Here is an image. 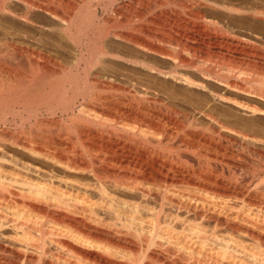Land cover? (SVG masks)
Listing matches in <instances>:
<instances>
[{
  "label": "bare ground",
  "instance_id": "obj_1",
  "mask_svg": "<svg viewBox=\"0 0 264 264\" xmlns=\"http://www.w3.org/2000/svg\"><path fill=\"white\" fill-rule=\"evenodd\" d=\"M119 1L0 0V264H264V135L208 106L264 114L242 98L264 79L195 61L165 0ZM229 2L264 24V0ZM255 31L232 40L264 59Z\"/></svg>",
  "mask_w": 264,
  "mask_h": 264
},
{
  "label": "rangeland",
  "instance_id": "obj_2",
  "mask_svg": "<svg viewBox=\"0 0 264 264\" xmlns=\"http://www.w3.org/2000/svg\"><path fill=\"white\" fill-rule=\"evenodd\" d=\"M160 2H162L163 0H159ZM212 1V2H211ZM215 1V2H214ZM225 1H226V3H225ZM229 1H232V0H189L188 2L190 3L189 5H188V2H187V0L185 1V0H165V3H166V5L168 6V9H170L173 13H181V14H183V15H185L186 17H188V18H190L192 21H193V23H194V27H193V29L194 30H197V33L200 35L199 36V39H200V41H201V39H202V42H208L207 44L205 43V45H208L207 47L205 46H203V49L204 50H202L200 53H198L197 55H198V57H195L196 55H189V56H191V57H189V58H193V57H195L194 58V60L196 59L197 60V62H201V63H207V65L208 66H213V67H215V68H217L218 70H220V72L222 73V74H229V75H234V74H236L237 72H238V70L240 69V70H243V71H248L249 73H251V75H252V77H254V78H263L264 79V59L263 58H261L260 56H256V55H251L250 53L251 52H249V51H251V49L249 50L248 48H245V50H243V49H238L237 48V45L235 44V43H233V40H235V39H233V37L235 38V36L237 37V36H244V37H253L254 35H253V33L252 32H254L255 30V32L257 33V34H259L260 35V33H261V36L262 35H264L263 33H264V24H261V22H259L260 23V25L258 26L255 22H253V20H251V19H249L248 17H246V16H244L243 17V15H240V17H243V19L242 18H240L239 17V15L238 14H236V13H231L230 11H227V12H225L224 11V7H222V4L223 5H225V4H227L228 5V3H230ZM122 2L124 3V4H122ZM157 2V3H156ZM164 2V1H163ZM181 2H183L184 3V5L182 4L181 5ZM187 2V3H186ZM221 2V3H220ZM152 3V4H151ZM215 5H214V4ZM216 3H217V5L219 6V4H221L219 7H222L223 9H222V11H218L219 9H221V8H219L218 6H217V8H215L216 7ZM219 3V4H218ZM118 4H122L121 6H125L126 4H129V5H132V8L133 7H135L134 8V10H145V8H148L149 10H151L152 11V9H153V11L155 10V9H159L161 6H159V5H161V4H159L158 3V0H120L119 1V3ZM118 4H117V6H118ZM189 6H187V5ZM150 5V6H149ZM203 5V6H202ZM212 5V6H211ZM120 5H119V7H121ZM185 6H187V7H185ZM194 6V7H193ZM150 7H152V9H150ZM219 8V9H218ZM147 9V10H148ZM125 10V9H124ZM127 10H129V9H126L125 11H127ZM131 10H133V9H131ZM148 10V11H149ZM226 10V9H225ZM224 11V12H223ZM227 15H226V14ZM192 15V16H191ZM198 16V17H197ZM201 16V17H200ZM196 17V18H195ZM234 17V18H233ZM239 19H242V20H239ZM251 20V23H250V21L249 20ZM239 20V21H238ZM245 20V21H244ZM243 21V22H242ZM234 23V24H233ZM253 24H255V25H257V26H255V25H253ZM224 25V26H223ZM263 25V26H262ZM196 26V27H195ZM236 26V27H235ZM245 26V27H244ZM206 28V29H202V28ZM258 27V28H257ZM196 28V29H195ZM241 28V29H240ZM248 28V29H247ZM257 28V29H256ZM207 29H209V30H207ZM217 29V30H216ZM238 31H237V30ZM243 29V30H242ZM255 29V30H254ZM226 30V32L224 33V32H222L221 33V31H225ZM229 30V31H228ZM252 30V31H251ZM201 31H203V32H201ZM235 31V32H234ZM202 33V34H200V33ZM222 35L223 34V36H219L220 34ZM239 33H241L240 35H239ZM208 34H210V35H208ZM217 34V35H216ZM224 34H226L225 35V37H224ZM207 35L209 36V37H207ZM214 35V36H213ZM215 35H216V37H215ZM231 35V36H230ZM252 35V36H251ZM203 36V38H205V39H203V38H201ZM210 36H211V38H210ZM219 36V37H218ZM230 36V37H229ZM218 37V38H217ZM224 37V38H223ZM226 38V39H225ZM231 40H230V39ZM215 39V40H214ZM233 39V40H232ZM205 40V41H204ZM224 40V41H223ZM213 41V42H212ZM231 41V42H230ZM262 41L263 40H260V43L262 44ZM201 42V43H202ZM215 42V43H214ZM218 42V43H217ZM213 43V44H212ZM220 43V44H219ZM230 43V44H229ZM231 43H233L234 45H236V46H233V44H231ZM202 45H204L203 43H202ZM223 45V46H222ZM234 47V49H233V47ZM262 46H264V44H262ZM208 47H210V50L208 49ZM237 48V50L235 51V49ZM232 48V49H231ZM206 49V50H205ZM228 49V50H227ZM248 50V52H247V50ZM210 51V53H209V51ZM241 51V52H240ZM243 51V52H242ZM244 51H245V53H244ZM213 52V53H212ZM216 52V53H215ZM239 54H238V53ZM243 53V54H242ZM209 54V55H208ZM249 54V55H248ZM236 55H238V56H236ZM242 55V56H241ZM232 56V57H231ZM248 56V57H247ZM248 58H250L251 60H248ZM260 58L262 59L261 61H260ZM246 59V60H245ZM252 59H254V60H256L257 62H254V60H252ZM193 60V59H192ZM193 60V61H194ZM195 60V61H196ZM204 61V62H203ZM244 61V62H243ZM253 61V62H252ZM216 62V63H215ZM251 62H252V65H251ZM261 62V63H260ZM247 63L249 64V65H247ZM240 65V67H239V65ZM246 64V65H245ZM256 66H261V67H263V71H262V73H260V74H258V73H256L255 71H254V67H256ZM258 64V65H257ZM238 65V66H237ZM245 65V66H244ZM251 65V66H250ZM246 67V68H245ZM248 67V68H247ZM249 67H251V68H249ZM243 68V69H242ZM246 69H249V70H246ZM231 70V72H229ZM261 70V69H260ZM123 71V70H122ZM184 71H187L188 72V70H186V69H184ZM125 72V71H124ZM129 72V71H128ZM229 72V73H228ZM127 73V72H126ZM130 73V72H129ZM128 73V74H129ZM132 71H131V75H132ZM191 73H194V72H191ZM133 74H135V73H133ZM136 75V74H135ZM193 75H198V74H193ZM137 76V75H136ZM196 77H200V75H198V76H196ZM208 83V87L210 88H208L209 90H210V92H209V90L207 91L206 90V92L207 93H209V94H214V92L215 93H223V94H226V95H229V96H239V95H241V93H239L238 94V92L236 91V90H233V89H231V88H227L226 86H224V85H221L219 82H217V81H207ZM212 91V92H211ZM237 93V94H236ZM185 96H187V95H185ZM184 96V94L182 95H179V97L180 98H184L185 97ZM249 96H247V95H244V96H242V98H244V99H246V100H252V101H256V102H258V103H260L259 105H261L262 107H264V103L262 102L261 103V101H259V100H257L256 98H254V97H249ZM252 98V99H251ZM186 99V98H185ZM216 101V102H215ZM203 102H205V103H203V105L204 104H207V101L205 100H203ZM227 102V103H226ZM231 102H229L228 103V101H225V100H222L221 101V99H219L218 100V98L217 99H214V101L213 102H211V103H209L208 104V106L211 104H214V106H216V105H218V108L220 109V110H224V109H226L227 111H228V113H227V116L225 115V117L226 118H228V119H226L225 117V119L226 120H230L231 122L233 121V122H235V121H237L238 123H240V126H241V124H242V127H246V125L247 126H249V128H250V130L252 131V129H253V131L255 130L256 132H254V133H259L260 134V136L262 135H264V114H261V115H259V114H256L257 116H254L253 114H251L249 111H246V110H244L243 111V108H239L238 109V105L236 106V105H234L233 103H231ZM187 104H189V103H187ZM233 104V105H232ZM190 105V104H189ZM233 106V107H232ZM216 108H217V106H216ZM222 108V109H221ZM230 108V109H229ZM231 110V111H230ZM238 110V111H237ZM233 112H234V114H233ZM250 113V114H249ZM255 118V119H254ZM240 120V121H239ZM251 120V121H250ZM254 121V122H253ZM257 121V122H256ZM243 122H248V124L246 123L245 125H243L244 123ZM253 122V123H252ZM251 124H252V126H251ZM255 125V126H254ZM252 128V129H251ZM231 132H228V134L229 135H231L230 134ZM263 149H264V147H262Z\"/></svg>",
  "mask_w": 264,
  "mask_h": 264
}]
</instances>
